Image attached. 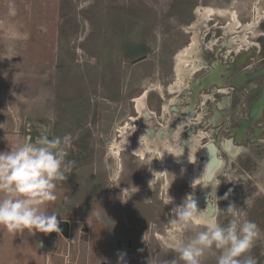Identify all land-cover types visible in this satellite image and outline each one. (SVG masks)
Wrapping results in <instances>:
<instances>
[{"label": "rangeland", "instance_id": "rangeland-1", "mask_svg": "<svg viewBox=\"0 0 264 264\" xmlns=\"http://www.w3.org/2000/svg\"><path fill=\"white\" fill-rule=\"evenodd\" d=\"M186 4L193 7L181 8ZM208 7L224 14L214 13L207 19L203 12ZM231 11L237 12L238 27L233 26ZM203 18L206 24L212 19L229 21L233 30L254 22L244 36L254 41L264 33V0H0V56L5 55L2 52L7 46L16 52L4 71L12 78L2 80V85L7 91L9 84L20 89L24 83L26 92L25 106L16 114L21 134L31 123L46 128L41 123L49 122L35 115L48 96L59 136L70 135L74 145L88 128L93 149L92 160L70 173V180H64L67 186L55 187L56 199L44 210L58 212L57 219L70 220V238L58 232L57 247L53 248L49 233H11L0 226V264H117L119 253H126V264H171L178 260L176 253L162 247L161 238L172 207L189 193H194L198 205L202 155L190 151L197 159L186 165L169 142L154 138L148 147L151 151L143 157L137 149L139 139L141 143L149 139L138 123L144 110H154L153 105L159 102L166 108L190 82L198 68L194 52L200 47L197 38L203 34ZM138 43L145 45L148 56L133 64L125 53L128 44ZM187 48L193 53L185 70L179 60ZM156 87L162 88L161 98L153 90ZM145 90L148 95L138 102ZM3 104L8 107L7 98ZM155 118L168 124L164 111ZM48 125L46 129L53 131L52 124ZM182 125L178 122L176 134L183 130ZM195 138L201 145V137ZM131 141L135 148L127 146ZM160 152L167 153V158H157ZM154 171H158L154 173L157 183L151 188ZM241 182H246L245 187L239 185ZM166 184H171L173 203L164 206ZM234 187L227 200H218V211L230 202L245 207L249 197L253 204L246 208L247 219L264 234V181L245 175ZM226 192L223 187L218 197ZM221 219L227 223L226 217ZM248 255L257 264L263 260L264 235ZM203 264H216V257L207 255Z\"/></svg>", "mask_w": 264, "mask_h": 264}, {"label": "flooded vegetation", "instance_id": "flooded-vegetation-1", "mask_svg": "<svg viewBox=\"0 0 264 264\" xmlns=\"http://www.w3.org/2000/svg\"><path fill=\"white\" fill-rule=\"evenodd\" d=\"M203 19L200 24L203 34L200 36L197 33L200 47L194 52L199 68L192 72L190 82L182 86L167 109L163 108L162 102L154 104V110L149 109L150 113H144L138 126H142L141 131L148 139L170 142L171 137L177 138V122H181L184 128L179 131L180 149L192 147L191 143L198 141L196 136L201 137V146L208 147V153L215 148L221 167L216 180L211 181V187L221 182L216 192L218 196L223 187L227 188V192L229 189L235 191L234 182L245 175L248 178L259 176L264 181V108L260 110L256 105L264 86V33L258 34L254 41H249L243 36L245 30H233L229 21L221 23L212 19L206 24V19ZM144 46L142 43L128 44L125 54L133 64L140 62L134 60L142 56H146L143 60L147 59L148 52ZM162 111L168 115V124L155 118ZM149 120L153 125H150ZM226 140H231L234 147L246 151L238 154L226 151ZM127 144L133 148L136 146L133 141ZM205 162V155H202L201 166ZM226 177L234 181H226ZM244 184L246 182L239 185L245 187ZM208 196L202 209L208 212L212 206L218 214V203L210 199V193ZM49 241L53 248L57 247L58 239H51L50 233ZM259 264H264V258Z\"/></svg>", "mask_w": 264, "mask_h": 264}, {"label": "clouds", "instance_id": "clouds-1", "mask_svg": "<svg viewBox=\"0 0 264 264\" xmlns=\"http://www.w3.org/2000/svg\"><path fill=\"white\" fill-rule=\"evenodd\" d=\"M49 137L43 132L34 142H24L8 151H0V192L3 193L0 196V226L8 232L27 230L29 234H48L60 231L58 212L49 214L41 205L56 199L53 191L56 182L67 179L66 174L71 172L73 162L66 161V157L72 138L70 135ZM149 143L150 139L141 143L140 138L137 149L147 151ZM224 147L233 154L246 151L234 147L231 140H226ZM190 162L195 163V160L190 159ZM155 172L158 171L153 172L149 181L151 188L157 183ZM226 181L234 180L226 177ZM220 183L214 185L216 192ZM170 186L165 185L164 206L173 203V197L169 195ZM230 194L231 189L222 197L216 195L217 203L221 199L227 200ZM244 204L245 207H238L230 202L219 214H209L198 208L194 193L187 194L182 203L171 208V216L161 238L162 247L177 254L178 260L173 259L171 264H178V261L203 264L209 254L216 257V264H257L248 253L264 234L255 222L247 219L246 208L252 206L253 200L247 197ZM100 215L96 213L98 219ZM221 217L227 218L226 224ZM125 256L126 253H119L117 264H126Z\"/></svg>", "mask_w": 264, "mask_h": 264}, {"label": "crops", "instance_id": "crops-1", "mask_svg": "<svg viewBox=\"0 0 264 264\" xmlns=\"http://www.w3.org/2000/svg\"><path fill=\"white\" fill-rule=\"evenodd\" d=\"M10 51L12 53H10ZM2 53H4L5 55H3V56L1 55L0 56V151H8V150H10L11 148H14L17 145H19L21 143H24V138H23V135L21 134V125H20V123L18 124L19 127H17V121L18 120H17L16 114H17V109L20 110L19 108H21L22 105H24L23 102L26 99L25 98V96H26L25 93L26 92L24 91V87H23L24 83L22 85H20V89H17L15 86H13V84L11 85L9 83L8 84L11 87L9 86L7 91H6L5 87H3L4 84L2 85V80L7 79V82H8L10 80V78H12L11 74H7L8 70L5 73H4V71L6 70L7 65H10V62L13 61V58H14V55H15L16 52L12 51L10 46H7V48H5ZM1 59H3V60L1 61ZM9 68H10L9 70H11L10 66H9ZM23 76L25 77V75H23ZM18 77H20V76H18ZM21 77H20V79H21ZM58 81L56 83H58ZM15 84H17V83L15 82L14 85ZM159 89H160L159 87L153 88V90L158 91L157 93L159 94V97L161 98L162 97V94H161L162 88H161V91ZM5 97L8 99V107H5V105L3 104L4 99H6ZM52 98L55 101L56 96H55V98H54V96ZM18 99H20V102H16ZM11 100H14L13 103H11ZM41 100H44V99L41 98ZM46 100L47 101L42 102L41 109H40V111H37V114L35 115V117L43 118L44 120H46V122H49L50 124H52L53 131L55 133L54 136H59V132L56 129L57 123L54 122L56 118H54L53 110L51 109V105L48 103V101H49L48 100V96H46ZM57 102L61 103V100H58ZM17 104H20V106H18ZM32 104H33V102H32ZM53 105L55 106L54 103H53ZM11 124H12V126H11ZM41 124L43 126H46V128H48L50 126L47 123H41ZM80 124H81V126H83L82 122H80ZM11 127H13V128H11ZM87 130H88V128L83 130V132H81L78 136L80 137L81 135L86 133ZM72 146L73 145L71 144L70 148L68 149L67 157L70 155V152L72 150ZM74 171H76V170H71L72 173ZM71 172L66 174L67 178L69 180H70L69 177L71 176L70 175ZM64 182H65L64 180L57 181L56 182V187L60 188L61 186H64V185L67 186ZM2 195H3V193L0 192V196H2ZM49 204H51L50 201L45 202L43 204L44 207H41V208L43 210H45L49 206ZM58 219H63V218H58Z\"/></svg>", "mask_w": 264, "mask_h": 264}, {"label": "water", "instance_id": "water-1", "mask_svg": "<svg viewBox=\"0 0 264 264\" xmlns=\"http://www.w3.org/2000/svg\"><path fill=\"white\" fill-rule=\"evenodd\" d=\"M246 29L247 28H243V30H246ZM144 58H146V56H142V57L134 60V62L141 61ZM263 74H264V72H263ZM193 87H194V85L192 84L191 88H193ZM195 90H196L195 93H197V88ZM256 105H257V108L260 109V110L264 108V86H263V92H262L260 98L256 101ZM167 108L168 107H166V109ZM147 112L150 113V110L149 109H148V111L144 110L143 114L144 113L148 114ZM177 124H178V122H177ZM40 126L31 123V128H26L24 130V133H23L24 134L23 135L24 142H34L35 140L39 139L40 134L43 133V132H46L50 136L49 138H51L53 136L52 129H46V128L41 126L43 128L42 129ZM141 127H140V130H142ZM136 130H138V128ZM176 135H177L176 139H173V137L170 138V142H173V143H170V142L168 143V144H171L170 147H172L174 149V152H175L176 156L177 155H181V154H185V153L190 152V151H196L198 154L205 155V158H206V161H207V162L204 163V165L202 166V168H201V170L199 172L200 175H202V183H201L202 185L200 186L202 188V192L197 197V199L199 201L198 202V208L200 210H203L202 209V205H204L206 203V200L209 199L208 198L209 197L208 196L209 193H210V199H212L213 202L215 204H217V201H216V188L214 187L215 184L213 185V187H211L212 186L211 181L216 180L217 175L220 172L219 169L221 167V164H219L220 160H219V158L217 156V150L215 148H213V149L210 148L213 151L210 150V153H208L207 152L208 147H204L203 148V146L197 145L196 141L195 142L193 141V143H191V145H192L191 149H186V148L185 149H180L179 147H177V145L179 144V142H181V137H180L179 133H177ZM205 186H207V187H205ZM218 189H219V186L217 187V190ZM210 207H211V209L208 212L207 211L206 212L209 213V214H216L215 207H212V206H210ZM58 221H59V228H60V231H58V232H60L65 238H70V232H71V222H70V220H68V219H58ZM58 232L50 233L51 239L57 238ZM118 245H121V240H118ZM128 246L129 247L132 246L131 240H128ZM54 250H56V249H54ZM101 264H106V262L103 261V262H101Z\"/></svg>", "mask_w": 264, "mask_h": 264}, {"label": "bare ground", "instance_id": "bare-ground-1", "mask_svg": "<svg viewBox=\"0 0 264 264\" xmlns=\"http://www.w3.org/2000/svg\"><path fill=\"white\" fill-rule=\"evenodd\" d=\"M232 13V21H233V26H234V28L235 27H238L239 25H240V20L237 18V12L236 11H231ZM198 13V12H197ZM204 13V17H206V18H210V16L211 15H213L214 13H219V14H224V12H222V11H216V10H214L213 8H206V10H205V12H203ZM226 14V13H225ZM198 15V14H197ZM201 15V14H200ZM227 15V14H226ZM203 16V15H202ZM199 18V17H198ZM201 18V17H200ZM199 18V19H200ZM231 19V18H230ZM232 21H231V23H232ZM205 22V21H204ZM206 23V22H205ZM229 23V22H228ZM252 27H254V22L253 23H250L249 24V26L247 27L248 29L249 28H252ZM194 28V27H193ZM230 28V27H229ZM247 30V29H246ZM246 30H245V32H244V34H246L247 32H246ZM237 31V30H236ZM233 33V32H232ZM195 35V34H194ZM247 35V34H246ZM243 36H245V35H243ZM239 37V36H238ZM242 37V36H241ZM248 37V36H247ZM198 39V38H197ZM241 40V39H240ZM196 43V42H195ZM240 43V42H239ZM238 43V44H239ZM237 44V45H238ZM195 48H196V46H195ZM193 49V48H192ZM181 51H183V50H181ZM192 53H193V50H191L190 48H187L186 49V51L184 52V54H183V56H181V58H183V60L181 61V60H179L180 61V63H179V65L180 64H182V66H181V69H185L187 66H188V64L191 62V58H192ZM195 56V55H194ZM179 58V57H178ZM199 68V67H198ZM186 70V69H185ZM183 71V70H182ZM195 71V70H194ZM198 71V70H197ZM178 72H179V70H178ZM177 74H179V73H177ZM206 84V83H205ZM146 91V90H145ZM148 92L149 91H146L145 93H143V96H141V97H138L137 98V101L138 102H140L141 100H144L145 99V97H146V95H148ZM123 130V129H122ZM118 144V143H117ZM154 144H156V143H154ZM121 147V146H120ZM154 148V147H153ZM151 150H148L147 149V151H143V150H140V154H141V156H143V157H145L146 156V154L148 153V152H150ZM188 154H186V155H177V158H178V156H181L180 157V159H181V161H183V163L184 164H188V162H190V159H193L194 157H195V155H194V153L193 152H187ZM163 156V157H162ZM158 157H162V158H160V159H165V158H167V153H164V152H160L159 153V155H158ZM196 158V157H195ZM197 159V158H196ZM200 160V159H199ZM177 162V161H176ZM198 169V168H197ZM198 174V173H197ZM202 175H200L198 178H197V186L199 185V186H201L202 184ZM202 191V190H201Z\"/></svg>", "mask_w": 264, "mask_h": 264}, {"label": "trees", "instance_id": "trees-1", "mask_svg": "<svg viewBox=\"0 0 264 264\" xmlns=\"http://www.w3.org/2000/svg\"><path fill=\"white\" fill-rule=\"evenodd\" d=\"M66 7L65 3L62 6V11L65 14L64 10ZM184 7V9H191L193 6L192 5H188L186 4V7L183 5H181V8ZM191 18L193 17V14H190ZM188 15V18H190ZM192 20V19H191ZM66 23V22H65ZM63 30V29H62ZM61 30V31H62ZM264 39V37L262 38ZM91 133L88 131L85 134H83L82 136H80V138L78 140H76V142L73 145V148L70 152V155L66 158V161H72V166H71V170H76L78 168H80L81 166H83L84 164L89 163L92 160L93 157V149L90 143V137Z\"/></svg>", "mask_w": 264, "mask_h": 264}]
</instances>
